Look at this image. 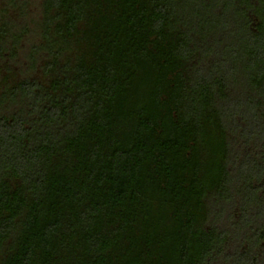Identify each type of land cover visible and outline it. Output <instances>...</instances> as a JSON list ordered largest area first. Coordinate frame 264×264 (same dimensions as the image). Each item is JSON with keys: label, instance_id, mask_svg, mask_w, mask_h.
<instances>
[{"label": "trees", "instance_id": "1", "mask_svg": "<svg viewBox=\"0 0 264 264\" xmlns=\"http://www.w3.org/2000/svg\"><path fill=\"white\" fill-rule=\"evenodd\" d=\"M0 264H264V0H0Z\"/></svg>", "mask_w": 264, "mask_h": 264}]
</instances>
